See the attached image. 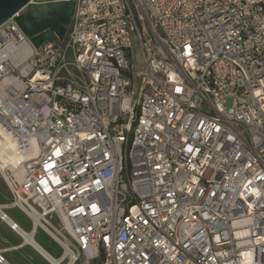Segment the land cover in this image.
<instances>
[{
  "label": "built area",
  "instance_id": "2783aa9c",
  "mask_svg": "<svg viewBox=\"0 0 264 264\" xmlns=\"http://www.w3.org/2000/svg\"><path fill=\"white\" fill-rule=\"evenodd\" d=\"M73 2L0 26L13 205L65 263L264 264V0Z\"/></svg>",
  "mask_w": 264,
  "mask_h": 264
},
{
  "label": "crops",
  "instance_id": "0c3cea01",
  "mask_svg": "<svg viewBox=\"0 0 264 264\" xmlns=\"http://www.w3.org/2000/svg\"><path fill=\"white\" fill-rule=\"evenodd\" d=\"M0 209L6 220L0 219V255L3 264H51L49 259L62 258L60 245L35 220L13 205L9 187L0 175ZM10 224L17 226L16 230ZM57 246L61 255L54 257Z\"/></svg>",
  "mask_w": 264,
  "mask_h": 264
},
{
  "label": "water",
  "instance_id": "95a60500",
  "mask_svg": "<svg viewBox=\"0 0 264 264\" xmlns=\"http://www.w3.org/2000/svg\"><path fill=\"white\" fill-rule=\"evenodd\" d=\"M74 10L73 0H0V26L16 22L35 48L62 40Z\"/></svg>",
  "mask_w": 264,
  "mask_h": 264
},
{
  "label": "bare ground",
  "instance_id": "6f19581e",
  "mask_svg": "<svg viewBox=\"0 0 264 264\" xmlns=\"http://www.w3.org/2000/svg\"><path fill=\"white\" fill-rule=\"evenodd\" d=\"M7 155H8L7 152L3 148H0V170L2 171V173L6 179H8V176L5 172V169L9 170L10 173L15 177L19 176L20 170L18 168H16L14 166V164L9 162V160H11V159H8ZM49 262L51 264H64L65 259H64V257L60 258L59 260L49 259ZM71 263H72V261L70 263H67V264H71Z\"/></svg>",
  "mask_w": 264,
  "mask_h": 264
},
{
  "label": "rangeland",
  "instance_id": "374dc122",
  "mask_svg": "<svg viewBox=\"0 0 264 264\" xmlns=\"http://www.w3.org/2000/svg\"><path fill=\"white\" fill-rule=\"evenodd\" d=\"M52 223H53L54 225H57V222H56V221H53ZM55 248H56V250H55V252H54V257H55V258H59V256L61 255V251H60V249H59L57 246H55ZM58 260H59V259H58ZM64 264H67V263L64 262ZM75 264H84V262H83V258L80 257V258L77 260V262H76ZM89 264H99V260L94 261V262H91V263H89Z\"/></svg>",
  "mask_w": 264,
  "mask_h": 264
},
{
  "label": "flooded vegetation",
  "instance_id": "af4514ba",
  "mask_svg": "<svg viewBox=\"0 0 264 264\" xmlns=\"http://www.w3.org/2000/svg\"><path fill=\"white\" fill-rule=\"evenodd\" d=\"M70 23H71V17L69 18L68 25L66 27H63V25H61V27L64 28L65 31L67 32V30L69 29Z\"/></svg>",
  "mask_w": 264,
  "mask_h": 264
},
{
  "label": "trees",
  "instance_id": "16d2710c",
  "mask_svg": "<svg viewBox=\"0 0 264 264\" xmlns=\"http://www.w3.org/2000/svg\"><path fill=\"white\" fill-rule=\"evenodd\" d=\"M103 263H104V256L101 255L100 260H99V264H103Z\"/></svg>",
  "mask_w": 264,
  "mask_h": 264
}]
</instances>
